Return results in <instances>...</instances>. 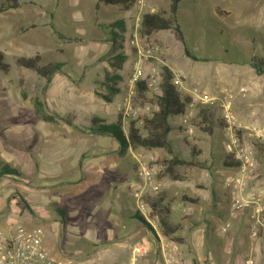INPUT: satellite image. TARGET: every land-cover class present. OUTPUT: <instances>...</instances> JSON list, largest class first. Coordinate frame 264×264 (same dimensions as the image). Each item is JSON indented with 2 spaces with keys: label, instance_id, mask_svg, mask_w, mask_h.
<instances>
[{
  "label": "rangeland",
  "instance_id": "1",
  "mask_svg": "<svg viewBox=\"0 0 264 264\" xmlns=\"http://www.w3.org/2000/svg\"><path fill=\"white\" fill-rule=\"evenodd\" d=\"M6 1L0 0V7ZM101 1L20 0L19 8L0 14V52L5 63L10 66L8 74L0 71V125L7 130L5 146L10 149L5 150V153L11 156L7 165L17 171L0 179V216L9 212L6 220L30 221L32 226L42 228L45 231L49 252L57 261L90 260L95 264H107L112 256L116 258V263L128 264L133 246L144 239L151 249L159 251L156 245L157 238H154L144 224L135 218L141 213L137 210L133 198L134 191L140 185L138 177L140 162L148 163L149 168L157 173L156 179L159 181L158 176L163 168L162 161L167 158V154L163 150L157 155L146 148L129 147L121 150L120 160L115 163L114 169L104 167V173H97L100 166L95 162L101 156L104 147V143L98 142L106 136L90 135L88 128L93 118L97 120L98 116H103L100 114L101 111L107 114L103 117L112 124L117 123L120 116H123V132L126 136L130 120L137 121V126L142 128L144 122L139 118L144 111L140 109L141 106L133 103L129 116L124 115L123 110L134 60L131 41L137 29H140L143 15L150 12L161 14L168 12L170 1L137 0L130 12L121 7L104 6ZM258 1L183 0L177 19L184 42L194 56L207 57L210 58L209 61L188 58L184 52L185 45L178 40L174 31H159L148 38L159 49L156 54L160 56V60H150L146 65V72L150 67L168 66L172 72L187 80L189 88L192 85L199 87V97H191V94L183 91V94L192 98L195 104L189 108L194 112V117L190 118V126L194 130L193 139L190 140L185 128L179 126L182 122L181 116L170 119L172 131L169 140L172 149L185 161L211 162L209 150H213V154L224 159L222 149L224 141L220 129L225 136L224 109L228 106L236 115L232 110L236 95L231 88L225 87L221 80L222 76L227 77L229 68L244 69L243 64H235L242 57L255 56L264 60V10L252 14L249 11L253 10ZM96 3H99V10ZM236 3L246 12L236 16L238 29L234 28L232 17ZM50 16L53 18L52 24L48 22ZM122 23L124 29L120 28L119 24ZM112 38L118 42L117 51L126 54L129 60L123 76L119 74L120 71L114 69L106 56L99 61L103 54L109 52L107 49ZM120 46L124 49L119 50ZM36 55H40L43 64L55 61L61 64L69 63L62 69H66L63 72L70 74L71 79L65 80L67 77L62 75L63 78L58 81V84L62 81L67 84L54 83L50 86V83L36 72L16 64L18 57L33 58ZM113 55L112 51L107 56ZM104 59L106 60L103 61ZM76 60H84V63L77 67L78 70L73 67L78 66ZM252 64L251 59L250 69L254 68ZM109 74L113 77L121 76L122 100L120 96L114 103L105 101L103 94H99L107 93L105 90L110 85L105 82L104 86L96 84L100 80L104 81ZM217 75L219 77L214 78ZM218 84L221 86L214 89ZM242 87L245 88V93L240 92ZM93 89V97L102 100V103L95 107L86 106L88 115L82 116L80 115L82 110H78V106L82 104V96H88L89 93L92 95ZM236 91L238 95L244 96L247 94L248 86L242 84ZM77 93L80 96H77ZM37 100H41L48 106L47 108H50L48 105L50 103L62 111H67V106L77 119L69 113L64 117L58 115L57 120L53 122H45L36 110ZM119 101L116 115L114 109ZM255 110L264 112V98L254 101L252 111ZM66 119H70L73 125L68 124ZM98 121L102 123L104 120L98 118ZM209 125L213 128L219 125L213 135L205 132ZM247 128H257L264 135L263 127L250 125ZM141 130L145 134L144 129ZM185 139L201 146L202 149L199 147L198 149L202 156L194 155L193 148L187 145ZM257 143L259 155V151L264 150V142L258 140ZM47 149L51 150L55 163L62 168L75 164L77 160L84 164V158H93L94 162L88 164L92 171L85 175L79 170L75 172L72 168L67 172L69 176L65 179L55 178L52 173L43 170V173L39 172L36 157L49 152ZM111 153L119 156L118 153ZM259 165L263 173L260 184L264 186V158ZM218 168L220 171L224 170L222 167ZM5 171L6 169L0 166V176ZM200 171L203 182L206 184L208 181L209 185L211 183L209 191L213 199H216L215 190L219 191V197L224 199L222 185H213V175L208 170ZM228 171L230 176L235 173L233 177L238 174V170L235 169ZM231 179L232 177L224 182L225 186L229 187ZM229 189L231 196L232 190L230 187ZM9 192L10 195H16L17 200L22 197L30 209H22L17 203L10 208L9 204L14 200L7 197ZM160 192L161 190L158 193L146 191L147 203L150 204L156 198L152 195L159 197ZM184 192L193 197L197 194L201 196L202 193L208 194L187 187ZM200 205L207 208L206 202H201ZM212 207L216 211L221 205L215 203ZM186 209L196 210L193 204L187 205ZM13 213H16V216H13ZM174 223L176 224L177 220ZM194 223L190 221L186 225L192 226ZM224 225L221 218L215 219V230L218 234H223L221 230ZM124 236L127 237L126 242ZM119 239L122 240V244L120 242L116 244ZM253 243H257V246L261 244L256 238ZM250 245L251 240L246 239L243 249L249 252ZM236 248L234 246V252ZM112 253L115 254L111 255ZM253 258L246 260L242 257L245 264L249 262L264 264L263 253L258 260ZM162 261L160 257L154 264H163Z\"/></svg>",
  "mask_w": 264,
  "mask_h": 264
},
{
  "label": "crops",
  "instance_id": "2",
  "mask_svg": "<svg viewBox=\"0 0 264 264\" xmlns=\"http://www.w3.org/2000/svg\"><path fill=\"white\" fill-rule=\"evenodd\" d=\"M259 1L255 5L253 10H249L251 12V14L264 10V1L263 0H259ZM99 3L98 4L96 3L97 10H99ZM104 6H106V5H104ZM118 8H120V7H118ZM131 10H129L127 12H130ZM240 14H246V12H245V10H243L240 7V4L236 3V4H234L232 17H233V22H234V28H237V29H238V27H237V18L238 17H236V16H238ZM48 22L50 24H52V22H53L52 16H50V19ZM119 25L121 26L120 28H122V29L125 28L123 23L119 24ZM234 40L236 42H239L235 38H234ZM117 43L118 42L114 38H112V40L110 42L109 49H107V51H109L108 53L113 51L114 55L113 56H107L108 53L103 54L100 57L99 61L102 58H104V56H106V58L111 61V64L114 67V69L120 71L119 74L123 76L125 73L124 70L127 67L129 60H128V57L126 56V54L122 53L121 51L120 52L117 51V47H116ZM111 45H112V47H111ZM121 49L122 48H120L119 50H121ZM119 54H123L126 57V62L124 64L123 68H121V69H117L113 64V62H115L114 57L118 56ZM254 57H251V58L242 57L239 61H236L235 64H243L244 69L232 70L231 68H229V74L227 75V77H225V75L222 76L221 82L224 84L225 87L231 88L230 90L234 91L233 93H234V95H236L235 101L232 104L233 105L232 110L236 113V115L239 119V122L242 124V126L247 128L250 125H256V126H260V127L264 128V112L261 113V111H258V110L252 111V105H253L254 101H256V99H258V98H261V99L264 98V74L259 75L256 73L255 68H251V69L249 68V66H250L249 60L253 59ZM203 58L207 59L205 61H209V59H210L207 57H203ZM105 60L106 59H104L103 61H105ZM83 61L84 60H80V61L78 60L77 61L78 66L74 65L73 67H75L76 70H78L77 67H80L81 64L84 63ZM56 62L57 61L51 62V63H56ZM42 64H43V61H42ZM48 64H50V63H48ZM48 64H43V65H48ZM68 64L64 63L63 66H61V71L59 73H56L53 76V78L50 82V86L54 83L58 84V81L61 78H63L64 75H65V77H67L65 80L71 79L70 74H66L65 72H63V71H66L65 68L67 67ZM62 67H65V68L62 69ZM181 71L184 72V70H181ZM218 75L214 78L217 79L219 77ZM112 76L113 75L109 74V76L106 77V79H104V81L100 80V82L99 81L96 82V84L99 83V84L103 85L105 83H108L110 85L109 88L107 90H105L107 93L102 92L99 94H103V95L108 94L110 92L109 91L110 87L112 85L117 84V82H115L116 80H113ZM120 83H121V81H120ZM120 83H119L118 88H120L121 93L118 94L117 97L114 99V101H112L110 103H114L118 99V97H120V96H121V100H122L123 89L121 88ZM61 84H67V82L62 81L58 85H61ZM242 84L248 86L247 94H245L244 96L241 94L238 95V93L236 91L238 89V87ZM219 86H221V85L220 84L216 85L214 87V89H217ZM91 91L90 92L92 93V95L89 93L88 96H82V101H81L82 104L78 106V110L79 111L82 110V113L80 112V115H82V116L88 115L86 112V106H94L95 107V105H99L102 103V100L100 101V99H97V97H95V98L93 97L94 89ZM74 94H75V91H74ZM77 96H80V94L77 93ZM120 101L118 102V104L115 106V109H114V112L116 111V115H118V113H117L118 108L117 107H118V105H120ZM48 105L50 107V108H48V110L51 113H55L61 117H64L65 114H69V113H71L73 116H75L74 112L69 111V108L67 106H66L67 111H62L61 108H57L56 106H53V104L48 103ZM50 109H51V111H50ZM102 110H103V108H102ZM78 114H79V112H78ZM100 114L103 116L104 115L107 116V114H105V112L102 113V111L100 112ZM103 116H98L97 119L101 118L102 120H104L102 123L112 124V123H109L106 120V118ZM75 119H77L76 116H75ZM112 125H114V124H112ZM218 126L219 125H216V127H218ZM216 127L213 128L211 126L212 133H210V134L213 135ZM220 131L222 132L221 137H222V140L224 141L225 136H223V131L221 129H220ZM6 132H7V130L5 129V127H1V125H0V161L2 162V165L3 164H9V158L11 157L7 153H5L6 152L5 150L8 151L10 149L9 147L5 146V144H6L5 139L7 137L5 134ZM90 135H93V134H90ZM93 136H96V135H93ZM97 136H103V135H97ZM101 142L104 143V145H103L104 147H102L103 150H102L101 156L95 162L96 164H98V166H100L99 171L97 173H99V172L104 173V167H110L111 169H114V167L116 165L115 163H117V161L120 160V154H121V150H122L121 148H119L120 145L117 143V141L115 139H113L111 136H106V138L101 139L98 142V144ZM195 143L196 142H193V144H195ZM196 145H197V143L195 144V146ZM198 147H199V149H202L201 146H198V145L196 146L197 150L199 151L198 156H202L201 155L202 153L198 149ZM146 149L149 152L155 153L157 155H160L159 151L163 150V149H148V148H146ZM222 149H223V146H222ZM47 150H49V152H45L42 155L40 154L39 157H36L37 162H38V166H39V172H42V170H43L45 172L52 173V176H54L55 178H64L65 179L66 177L69 176L67 174V172H70V170L72 168L75 169L74 170L75 172L79 170L81 172V174L83 172L85 175H87L88 171H92V169L89 168L88 164L91 162L92 163L94 162L93 158H84L83 157L84 158L83 160H85L84 164L83 163L80 164V161L77 160V162L75 164L73 163V164H70V165L62 168L60 165H57L55 163V161L51 155V150L50 149H47ZM163 151L165 152V150H163ZM111 152L118 153L119 156L113 155V153H111ZM209 152H210L211 162H206L204 160L200 161V162H204L205 168H185V167L180 168V169H178V172L182 175V178L178 179V180H174V179L170 178L169 176L168 177H166V176L159 177L158 182L161 185V187H160V190H161L160 193L161 194L159 197L152 195L153 197H156V198H154L153 201L156 203V205L158 207L168 211V214L166 215L167 216L166 220L169 224L168 226H169V228H171L174 231L173 236L175 238L179 239V242H176L175 244L177 245L179 251H181L182 258L184 259L186 264H200L203 262L208 263V264H245L242 257L243 258L245 257L246 260L253 258V257L256 260H258L261 257V253L264 254V243H263L264 242V220H263V225L259 228L260 229L259 237L258 238L252 237V228H253V222L255 220V217L251 213H247V214H243V215L232 213L231 206H230V200H231L230 189H229L230 186L227 187V185L225 186V183H224V182L228 181L229 178L233 177V175L235 174L234 173L232 176H230L228 170H232V169L237 170V167H225L224 166V163L227 162L226 161L227 154L224 152V150H223L224 159L213 154V150H209ZM166 154H167V152H166ZM166 156L168 158V155H166ZM212 160H213V162H212ZM54 163H55V165H54ZM259 164H260V162H259ZM218 167H222V169H224V170L220 171ZM200 169L208 170L213 175V185H215V184L222 185V187L224 189V193H223L224 199H221V197H219L220 196L219 191H217V190L214 191L216 194V199H213V197L209 191L211 183L209 185L208 181H206V184L203 182V179L200 177L201 176L200 175V173H201ZM259 172L263 178V173L261 171L260 165H259ZM20 173H22V172H20ZM3 178H4V176H0V179H3ZM185 187H187L189 189L190 188H194V189L196 188L197 190H202L203 192H208V194L202 193V196L200 194L199 195L197 194L196 197H193V196L188 195L187 193L184 192ZM263 188H264V186H263ZM18 192L19 191H17V193ZM10 194H11V192H9L7 194V197H10V198H12V200H14V201H12L11 204H9L10 208H13V206L16 203L18 205V200L16 198V195H10ZM19 194L22 195L20 192H19ZM186 197L197 199L198 202H196V203L186 202L185 201ZM201 202H206V204H207L206 209L202 208V206L200 205ZM215 203L221 205V207L219 209H217L216 211H214L213 207H212L213 204H215ZM190 204L194 205V208L196 209L195 211H193V210L189 211L186 209L187 205H190ZM8 213L9 212H7L5 214L4 213L1 214L2 216H0V226H3L8 221V220H6ZM13 214H14L13 216H16V213H13ZM175 217H177V218H175ZM217 218H221V220L224 221V223H225L224 226H226L227 224L230 225V227L227 229V231L221 230V233H223L221 235L218 234L215 230V227H216L215 226V219H217ZM27 220H28V218H27ZM175 220H177L176 224L174 223ZM190 221L195 222V223L192 226L186 225V223L190 222ZM224 226L222 227V229L224 228ZM255 238L257 240H260V242H261L260 245L257 246V243L252 244V242ZM246 239L251 240V245H250V247H248V249L250 250L249 252L245 251L243 249L244 244L246 243ZM126 241H127V237L124 236V242H126ZM119 242H120V244H122L121 239H119V241H117L116 244ZM234 246L237 247L236 252L233 251ZM113 252H116V251H113ZM158 252H160V250ZM158 252L151 250V253L147 254L146 257L144 256V258H142L139 261V264L157 263V261L160 260V257H162L161 256L162 253L160 252L161 254L159 255ZM114 254L115 253H112L111 255H114ZM115 259L116 258L110 256V258H109L110 262L109 263L107 262V264H119L118 262L116 263ZM117 260H118V258H117ZM98 264H101V263H98ZM128 264H130V257H129Z\"/></svg>",
  "mask_w": 264,
  "mask_h": 264
},
{
  "label": "built area",
  "instance_id": "3",
  "mask_svg": "<svg viewBox=\"0 0 264 264\" xmlns=\"http://www.w3.org/2000/svg\"><path fill=\"white\" fill-rule=\"evenodd\" d=\"M138 31L139 29H137L131 41L134 50V60L128 80V96L125 99L123 110L124 115L128 114L129 116L131 105L136 103L144 111L141 117L148 116L150 118L153 113L158 111L156 97L161 93L163 68L150 67L147 68L146 72L145 68L150 60H160V56L156 54L159 49L148 38L141 37ZM172 73V84L182 94L185 91L189 95L191 94V97H199V87L192 85L189 88L187 80L174 72ZM143 80L146 81L147 95H149L150 99L136 102V87ZM240 92L245 93V88L242 87ZM153 98L155 100L152 101ZM194 106V100H192V104L187 107L186 113L181 115L182 122L179 125L185 128L190 140L194 136V130L190 126V118L194 117V112L189 110V108ZM223 120L225 122L223 150L227 155L239 162L237 167L238 174L232 177L231 182H229L232 190L231 211L239 215L251 213L255 217L252 237L258 238L260 234L259 228L263 225L264 220V188L260 181L254 179V177L258 174L259 164L257 141L264 142V135L257 128L249 129L242 126L237 116L231 112L228 106L224 109ZM156 175L157 173L152 168H149L148 163L140 162L138 173L140 185L134 191L133 198L136 208L158 234L156 245L162 253L163 264H186L175 242L166 239L160 232L156 218H150L152 208L147 203L145 194L146 191L155 193L160 191L161 185L157 181ZM229 227L230 225L227 224L222 230L227 231ZM44 232L42 228L32 226L30 221L8 220L6 224L0 226V264H95L90 262V260L83 262L71 259L67 262L57 261L49 252ZM150 252L151 246L146 240H142L141 243L133 246L130 253V264H139V261ZM200 264L208 263L203 262ZM248 264L251 263L249 262Z\"/></svg>",
  "mask_w": 264,
  "mask_h": 264
},
{
  "label": "trees",
  "instance_id": "4",
  "mask_svg": "<svg viewBox=\"0 0 264 264\" xmlns=\"http://www.w3.org/2000/svg\"><path fill=\"white\" fill-rule=\"evenodd\" d=\"M137 0H102L101 2L106 6H116L121 7L122 9L129 11L131 10ZM169 10L166 13H146L143 15L141 20L140 29L138 31L139 35L143 38H149L151 35L155 34L159 31H174L175 36L181 41L185 46V54L188 58H192L195 61L199 60H207L206 58H197L191 52H189L185 42L184 36L182 34V30L178 24L177 13H179V9L181 7V3L183 0H169ZM21 5L20 0H7L6 3L2 4L0 7V14L2 12L9 11L11 9H17ZM123 49V46H121ZM115 62H113L114 66L117 69L123 68L126 57L123 54H119L114 57ZM253 67L256 69L257 74H264V60L262 58L254 57L253 59ZM16 64L24 69L32 70L39 74L40 77L45 78L47 83H50L53 76L56 73L61 71V66L58 62L50 63L48 65L42 64V58L40 55H36L33 58H21L18 57L16 60ZM162 73V86L161 93L156 97V102L158 104V111L153 113V115L149 118L148 116H143L139 118V120L143 121L142 128L137 126L138 122L134 120H130L129 123V132L128 136L123 132V119L120 116L118 122L114 125L100 123L98 119H92L91 126L88 128L90 134L93 135H103V136H111L113 139L117 141L122 150L127 148L137 149V148H148V149H163L167 152L168 158H165L162 161V170L158 177L166 176L170 177L174 180H178L182 178V175L178 172L180 168H205L204 162L200 161H185L179 157L172 149L171 142L169 140L170 132L172 131L170 119L176 116H181L186 113L187 107L192 104V98L187 95L182 94L176 86L172 84L173 73L169 69L168 66L163 67ZM0 71L8 74L10 71V66L5 63L3 54L0 52ZM113 80H116L117 84L112 85L109 89L108 94H104L103 98L112 102L117 97L118 94L121 93L120 88H118L120 83V77L115 76ZM118 79V80H117ZM136 102L140 100H149L147 95V85L146 81H140L136 87ZM36 110L38 114L42 117L45 122H53L57 120L58 115L55 113L49 112L47 106L42 103L41 100H37L35 102ZM49 113V114H48ZM67 123L72 125V121L70 119H66ZM212 125L207 126L205 132L212 133ZM78 129V128H76ZM144 129L145 134H143L142 130ZM186 140V139H185ZM188 146L193 148L194 155L198 156L199 151L193 142H189L186 140ZM31 148V147H30ZM259 162L264 158V150L259 151ZM226 161L224 163L225 167H238L239 162L234 158L227 155ZM0 166H3L6 171L1 174V176H5L11 173H16L17 171L7 164H3L0 161ZM258 174L254 177V179L261 180L262 175L259 172L258 165ZM186 202L196 203L197 199L194 198H185ZM18 205L22 209H30L28 203L20 197L18 200ZM152 208V212L150 214V218H156L158 221V225L160 228V232L165 236V238L170 239L173 242H179V239L173 236L174 231L169 228V224L166 220V215L168 211L162 209L156 205L154 201L150 204ZM167 212V213H166ZM140 222L144 224V226L149 230L154 238H157V232L154 228L146 222L141 214L135 216Z\"/></svg>",
  "mask_w": 264,
  "mask_h": 264
},
{
  "label": "bare ground",
  "instance_id": "5",
  "mask_svg": "<svg viewBox=\"0 0 264 264\" xmlns=\"http://www.w3.org/2000/svg\"><path fill=\"white\" fill-rule=\"evenodd\" d=\"M185 94V93H184ZM199 108V107H198ZM123 117V116H122ZM130 119V118H129ZM124 126V125H123ZM15 206V205H14ZM20 221V220H19ZM151 233V232H150ZM159 238V237H158ZM145 240V239H144ZM153 242V241H152ZM151 250H153V249H151ZM151 253V252H150ZM84 257V256H83ZM67 258V257H66ZM80 258V257H79ZM144 258V257H143ZM84 259V258H83ZM78 260V259H77ZM80 260V259H79ZM82 260V259H81ZM86 260H87V258H86Z\"/></svg>",
  "mask_w": 264,
  "mask_h": 264
}]
</instances>
